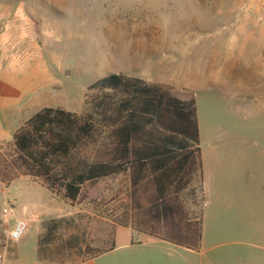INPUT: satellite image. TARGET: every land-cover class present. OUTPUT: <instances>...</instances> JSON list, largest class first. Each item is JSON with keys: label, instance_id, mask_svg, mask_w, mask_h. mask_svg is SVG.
Masks as SVG:
<instances>
[{"label": "crops", "instance_id": "1", "mask_svg": "<svg viewBox=\"0 0 264 264\" xmlns=\"http://www.w3.org/2000/svg\"><path fill=\"white\" fill-rule=\"evenodd\" d=\"M45 2L46 15L41 14L35 0L19 1L13 12L16 19L28 23L25 27L21 21H14L12 29L20 36L19 49L29 52L27 67L31 73L24 74L28 68L15 64L0 68V140L12 136L42 108H57L47 104L30 108L24 102V94L32 91L33 83L42 88L62 85L60 79L42 69L44 59L56 63L62 58H99L101 50L90 43L91 36L121 35L109 40V49L125 59V69L111 70L105 76L123 74L194 96L203 166L200 249L214 243L221 236L218 222L233 214L239 195L251 190L234 186L232 153L240 142L230 138L223 126L211 128L207 119L201 120L198 99L211 101L214 97L220 103L241 100L256 104L264 96V11L246 17L215 7L217 0ZM111 6L119 12L116 17L107 14ZM25 34L28 40L21 38ZM14 123L17 126L11 131ZM258 190L264 193V184ZM134 235L144 237L142 244L150 254H170L175 249L198 252L122 226L115 231L116 247L131 246Z\"/></svg>", "mask_w": 264, "mask_h": 264}, {"label": "trees", "instance_id": "2", "mask_svg": "<svg viewBox=\"0 0 264 264\" xmlns=\"http://www.w3.org/2000/svg\"><path fill=\"white\" fill-rule=\"evenodd\" d=\"M120 176L109 201L115 216L48 221L39 240L40 260L88 262L115 248L119 226L199 249L203 166L192 94L110 74L88 86L81 113L42 108L11 143L0 145L1 181L29 177L72 203L88 186ZM196 179L202 194L197 211L184 197ZM92 221L100 224L99 246L89 242Z\"/></svg>", "mask_w": 264, "mask_h": 264}, {"label": "rangeland", "instance_id": "3", "mask_svg": "<svg viewBox=\"0 0 264 264\" xmlns=\"http://www.w3.org/2000/svg\"><path fill=\"white\" fill-rule=\"evenodd\" d=\"M19 1L22 0H0V68L14 64L27 67L31 62L28 59L29 52L19 49L20 36L12 29L14 21H21L25 27L28 25L26 19L18 20V16L13 14L18 9ZM35 1L42 9L41 14L46 15V0ZM217 1L213 4L215 7L246 17L264 11V0ZM118 13L112 6L107 12L115 17ZM115 36L120 38L121 35L108 33L91 36L90 43L101 50L99 58H62L56 63L44 59L42 69L50 77L60 79L62 85L42 88L38 83H33L32 91L24 94L25 104L30 108L47 104L81 113L88 86L106 77L111 70L119 69L123 72L125 69V59L109 49V40ZM21 38L28 40L29 35L25 34ZM30 68L24 74H30ZM210 99H198L200 118L204 122L208 120V127L212 128L216 124L223 126L230 138L240 142L232 153L235 156L234 186L251 190L250 193L239 195L233 214H228L218 222L217 233L221 236L214 243L203 245L201 249L199 246L197 253L175 249L177 251L170 254H150L146 245L142 244L144 237L134 235L131 246H115L113 250L79 264H264V193L258 190L264 184V96L256 104L241 100L220 103L214 97ZM16 126L17 123H14L9 129L12 131ZM205 130L203 128L204 149ZM13 135L1 139L0 145L11 143ZM121 178H108L88 186L85 193L73 203L65 200L62 195L49 192L29 177H21L7 184L16 216L30 222L28 233L13 246L10 264H48L39 259L38 249L39 240L46 230L45 224L50 220L75 217L85 223L90 218L101 219L102 212L114 217L115 204L109 201L119 188ZM184 197L187 204L197 211L202 204L201 187L197 179L184 193ZM91 224L89 242L99 246L100 224L95 221ZM200 250H204V253L201 254Z\"/></svg>", "mask_w": 264, "mask_h": 264}, {"label": "built area", "instance_id": "4", "mask_svg": "<svg viewBox=\"0 0 264 264\" xmlns=\"http://www.w3.org/2000/svg\"><path fill=\"white\" fill-rule=\"evenodd\" d=\"M18 221L26 222L27 234L30 228V222L24 217L16 216L15 207L7 192V183L0 180V264H10V256L13 254V246L18 242L14 243L11 240H7L5 233L10 228H15ZM25 235L22 236L20 241ZM5 248H7L6 254Z\"/></svg>", "mask_w": 264, "mask_h": 264}, {"label": "clouds", "instance_id": "5", "mask_svg": "<svg viewBox=\"0 0 264 264\" xmlns=\"http://www.w3.org/2000/svg\"><path fill=\"white\" fill-rule=\"evenodd\" d=\"M27 224L25 221H18L15 228H10L6 231L5 237L7 240H11L16 243L19 242L23 235L26 234ZM7 253V248H5V254Z\"/></svg>", "mask_w": 264, "mask_h": 264}]
</instances>
